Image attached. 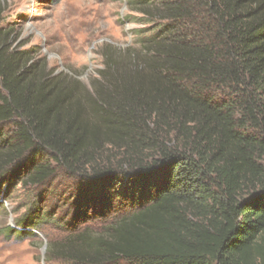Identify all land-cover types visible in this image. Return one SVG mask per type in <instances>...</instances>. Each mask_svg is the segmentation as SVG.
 Wrapping results in <instances>:
<instances>
[{
  "label": "trees",
  "instance_id": "16d2710c",
  "mask_svg": "<svg viewBox=\"0 0 264 264\" xmlns=\"http://www.w3.org/2000/svg\"><path fill=\"white\" fill-rule=\"evenodd\" d=\"M126 3L153 33L90 86L14 47L0 3V207L74 197L6 230H64L63 264H264V0Z\"/></svg>",
  "mask_w": 264,
  "mask_h": 264
},
{
  "label": "rangeland",
  "instance_id": "374dc122",
  "mask_svg": "<svg viewBox=\"0 0 264 264\" xmlns=\"http://www.w3.org/2000/svg\"><path fill=\"white\" fill-rule=\"evenodd\" d=\"M0 3L4 9L2 26L14 32V47L30 49L36 58L44 60L49 70L71 74L87 86L104 68L103 54L108 45L138 49L144 39L142 29L146 35L153 33L150 25L127 18L130 11L126 0H0ZM55 182L64 184L65 179L55 178L52 186L38 188L36 198L30 195L31 190L17 186L3 201L0 264H63L46 261V253L44 263L42 249L50 239L62 238L64 230L46 226L34 235L27 230L25 235L17 236L6 230L24 215L42 208L55 215H72V193L61 188L54 191Z\"/></svg>",
  "mask_w": 264,
  "mask_h": 264
},
{
  "label": "water",
  "instance_id": "95a60500",
  "mask_svg": "<svg viewBox=\"0 0 264 264\" xmlns=\"http://www.w3.org/2000/svg\"><path fill=\"white\" fill-rule=\"evenodd\" d=\"M46 251H47V244L45 243V244H44V247H43V249H42L43 260H44V256H45ZM43 262L45 263V260H44Z\"/></svg>",
  "mask_w": 264,
  "mask_h": 264
}]
</instances>
